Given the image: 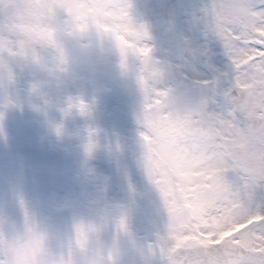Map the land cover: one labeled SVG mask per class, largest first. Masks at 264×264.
Instances as JSON below:
<instances>
[{
  "label": "clouds",
  "instance_id": "obj_1",
  "mask_svg": "<svg viewBox=\"0 0 264 264\" xmlns=\"http://www.w3.org/2000/svg\"><path fill=\"white\" fill-rule=\"evenodd\" d=\"M175 19L159 0H0V144L9 145L12 119L28 117L39 142L63 154L89 193L67 197L48 222L32 216L44 234L39 243L24 220L15 225L27 256L146 264L157 232L176 249L221 245L211 234H185L196 231L200 202L215 194L214 153L230 149L212 148L185 119L209 89L196 82L206 67L196 42L158 39ZM117 97L135 102L131 140L108 124ZM101 159L138 178L120 200L98 171Z\"/></svg>",
  "mask_w": 264,
  "mask_h": 264
},
{
  "label": "snow or ice",
  "instance_id": "obj_2",
  "mask_svg": "<svg viewBox=\"0 0 264 264\" xmlns=\"http://www.w3.org/2000/svg\"><path fill=\"white\" fill-rule=\"evenodd\" d=\"M196 28L206 65L196 82L209 91L185 119L212 148L230 150L214 153L218 165L209 175L215 194L200 202L196 231L185 234H211L221 245L176 249L157 232L146 264H264V0H202ZM19 203L25 233L39 243L44 234L22 197ZM144 215L151 220L152 209ZM24 248L15 225L0 218V264H42V252L29 257Z\"/></svg>",
  "mask_w": 264,
  "mask_h": 264
},
{
  "label": "rangeland",
  "instance_id": "obj_3",
  "mask_svg": "<svg viewBox=\"0 0 264 264\" xmlns=\"http://www.w3.org/2000/svg\"><path fill=\"white\" fill-rule=\"evenodd\" d=\"M201 4L202 0H190L189 5L180 11L177 28L160 41L167 43L180 36L197 43L196 18ZM134 108L133 100L121 97L113 98L108 106L109 126L129 140L134 136ZM9 135V145L0 144V218L12 225L23 223L19 203L22 197L34 218L48 222L67 197L89 194L74 181L72 166L63 154L39 142L38 131L29 123L28 117L12 119ZM97 168L110 181L114 200L125 196L129 180L135 184L138 179L130 170L117 169L106 159L98 161Z\"/></svg>",
  "mask_w": 264,
  "mask_h": 264
},
{
  "label": "water",
  "instance_id": "obj_4",
  "mask_svg": "<svg viewBox=\"0 0 264 264\" xmlns=\"http://www.w3.org/2000/svg\"><path fill=\"white\" fill-rule=\"evenodd\" d=\"M160 3H163L165 6L166 11L171 12L175 16V23L172 24L170 27H168L165 30H162L158 33V39L162 35H167L170 33L173 28L175 27L176 21H177V15H178V9L181 4H184L186 1L185 0H159Z\"/></svg>",
  "mask_w": 264,
  "mask_h": 264
}]
</instances>
